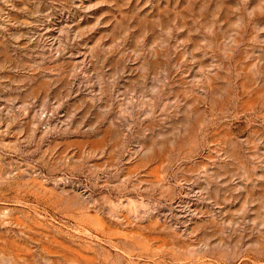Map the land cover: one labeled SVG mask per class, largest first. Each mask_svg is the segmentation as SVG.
I'll return each instance as SVG.
<instances>
[{"label":"rangeland","instance_id":"374dc122","mask_svg":"<svg viewBox=\"0 0 264 264\" xmlns=\"http://www.w3.org/2000/svg\"><path fill=\"white\" fill-rule=\"evenodd\" d=\"M0 264H264V0H0Z\"/></svg>","mask_w":264,"mask_h":264}]
</instances>
